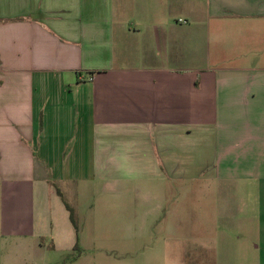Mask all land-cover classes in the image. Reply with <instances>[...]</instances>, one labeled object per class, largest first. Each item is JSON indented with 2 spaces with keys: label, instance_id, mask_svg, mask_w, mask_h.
Returning <instances> with one entry per match:
<instances>
[{
  "label": "crops",
  "instance_id": "crops-1",
  "mask_svg": "<svg viewBox=\"0 0 264 264\" xmlns=\"http://www.w3.org/2000/svg\"><path fill=\"white\" fill-rule=\"evenodd\" d=\"M94 181L117 213L80 190ZM143 181L146 213L127 190ZM228 182L264 185V0H0V264H110L70 209L164 234L142 250L159 263L264 264V241L174 238L240 228L237 202L213 201L239 199Z\"/></svg>",
  "mask_w": 264,
  "mask_h": 264
},
{
  "label": "rangeland",
  "instance_id": "rangeland-1",
  "mask_svg": "<svg viewBox=\"0 0 264 264\" xmlns=\"http://www.w3.org/2000/svg\"><path fill=\"white\" fill-rule=\"evenodd\" d=\"M228 185L239 187L238 190L241 191L239 195V199L231 200L230 198H226V196H223V198H218L217 200H213V201L215 202L218 201L220 203V207H222L224 210L230 208L233 202H237L236 206L237 209L240 210V213L238 214L233 213L232 217L240 221L239 222L240 228L238 230H231V231L230 230L227 231L226 229L222 230L223 234L220 231H191V230L187 231L177 228L174 231L175 232L174 238L176 239L177 242H179V244H181V242H185L186 240L193 241L194 239L198 240L204 238L205 243L210 245L211 242H213V240L215 239V237L219 239L221 235L225 236V234H228V236L231 235L233 237H238L241 248L244 245L252 242H255L256 244L263 243L264 235L263 233H259L257 230L258 226L260 224H263L262 215L256 213L253 216V219L247 218L244 215L249 216L247 211H249V209L252 208L260 210L261 212V209L264 206L263 205L264 199L260 198L261 195L260 192L264 189V185L259 183L228 182V183H223L224 193L226 192L225 187H227ZM153 187L154 184L151 183L150 181L128 183L127 184L128 192L133 191L135 193V198L132 200L133 204L131 206V209L141 210V212L144 213L150 211L152 207L151 203L153 202L152 201ZM109 189L117 191V188L114 187H110ZM80 190L81 191L86 190L89 192L91 191L93 193V195L95 196L93 203H95L96 212L97 211L99 212L101 209H103V207H110V209L115 210V212L117 213V210L123 207L122 201L115 200L112 196L110 198L103 199L102 193L105 191V189L102 188L100 182L98 183L97 181H94L90 184L82 183L80 185ZM174 195H175L174 196L175 200L178 202V205L181 208H187V207L198 208V202H199L198 198H194V196L191 195H185L182 185H178V184L175 185ZM87 218L88 217L85 215H80L78 219L77 218L75 219L78 230L76 231L79 232L80 228H83L85 235L90 237L92 244L91 246H89L88 249H91L90 253L94 255L95 258H99L100 256L101 257L106 256L105 254L109 253L111 256L110 258L112 259L110 264H169L165 262L159 263L151 257L152 256L151 252L148 255L145 251H142L144 249L146 250L149 249V247L144 245L153 244L156 240L163 238L165 236L164 234L158 235L157 232L151 230L147 232H140L139 230L129 232V231L116 229L114 228L113 224L110 225L111 229L103 231L95 227H92L91 225L89 226L85 224ZM91 218L94 219L93 226L96 225L99 220L97 214ZM229 219H230L229 215H224V221ZM88 228H90V231H87ZM262 250H263V246H260V251ZM241 251L244 250L242 249ZM127 253H131L134 256L129 257ZM206 255L207 257H205V259H207V262H176L173 264H220L213 261L212 252H209ZM115 257H123V258L116 259ZM243 259H245V256L243 257ZM93 264H104V263L97 259V261ZM238 264H259V263L239 262Z\"/></svg>",
  "mask_w": 264,
  "mask_h": 264
},
{
  "label": "trees",
  "instance_id": "trees-1",
  "mask_svg": "<svg viewBox=\"0 0 264 264\" xmlns=\"http://www.w3.org/2000/svg\"><path fill=\"white\" fill-rule=\"evenodd\" d=\"M70 212H71V219H72V222H73V224H74V226L76 227V230H77L74 211L70 209ZM77 231H78V230H77ZM76 250H77V246H76Z\"/></svg>",
  "mask_w": 264,
  "mask_h": 264
}]
</instances>
